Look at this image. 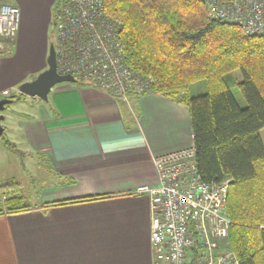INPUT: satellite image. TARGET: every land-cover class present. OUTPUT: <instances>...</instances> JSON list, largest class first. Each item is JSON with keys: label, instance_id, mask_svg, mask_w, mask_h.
<instances>
[{"label": "crops", "instance_id": "obj_1", "mask_svg": "<svg viewBox=\"0 0 264 264\" xmlns=\"http://www.w3.org/2000/svg\"><path fill=\"white\" fill-rule=\"evenodd\" d=\"M7 1L20 21L0 52V99L13 101L26 96L18 85L47 67L55 0ZM31 97L37 105L17 120L19 140L44 173L30 179L39 188L28 209L0 214V264H153L149 199L132 191L157 184L155 156L192 145L187 107L79 82L55 85L47 100Z\"/></svg>", "mask_w": 264, "mask_h": 264}, {"label": "trees", "instance_id": "obj_2", "mask_svg": "<svg viewBox=\"0 0 264 264\" xmlns=\"http://www.w3.org/2000/svg\"><path fill=\"white\" fill-rule=\"evenodd\" d=\"M102 2L116 22L124 63L151 80L146 91L187 107L201 178L229 181L230 224L221 247L227 244L240 264H264V147L259 136L264 128V35L245 34L235 23L211 19L203 0ZM61 3L55 0L52 7L54 24ZM1 40L7 50L9 42ZM201 80L205 90L190 93L191 84ZM232 86L245 106L238 104ZM26 209L21 196L1 195L0 214ZM187 255V264H198L196 244Z\"/></svg>", "mask_w": 264, "mask_h": 264}, {"label": "built area", "instance_id": "obj_3", "mask_svg": "<svg viewBox=\"0 0 264 264\" xmlns=\"http://www.w3.org/2000/svg\"><path fill=\"white\" fill-rule=\"evenodd\" d=\"M203 3L211 19L235 23L245 34H264V0ZM19 21L17 5L0 3V38L12 44ZM55 26L60 74H71L79 83L95 85L121 99L147 90L151 80L124 63L116 22L104 12L102 0H62ZM5 48L0 41V52ZM194 155L191 145L155 156L157 184H142L132 191L149 199L153 264H187L188 251L195 244L198 264H240L233 251L221 247L230 224L223 211L229 181H204Z\"/></svg>", "mask_w": 264, "mask_h": 264}, {"label": "rangeland", "instance_id": "obj_4", "mask_svg": "<svg viewBox=\"0 0 264 264\" xmlns=\"http://www.w3.org/2000/svg\"><path fill=\"white\" fill-rule=\"evenodd\" d=\"M55 27H50V35L54 36ZM55 42V41H54ZM205 90V83L203 80L197 81L190 86V93L197 94ZM233 96L240 106H245L246 102L240 91L236 86L230 88ZM20 97V94L18 95ZM37 102L33 101L31 96H24L15 99L8 103L5 109L1 112L4 119L1 120L3 127L0 133V150L4 154L2 157V164H0V197L2 194L8 196L17 194L22 197L23 203H32L35 200V194L38 191L39 183L32 182V176L41 179L44 170H42V161L40 158L30 153L28 149L19 140L21 132L18 127L17 120L23 117V112L33 114L35 112ZM260 139L264 147V128L259 131ZM19 141V144L16 142ZM17 144H16V143ZM7 181V185L3 181ZM14 181V182H12ZM18 184V189H13L14 185ZM16 193H15V192ZM5 196H3L4 198ZM226 250L232 251L227 244Z\"/></svg>", "mask_w": 264, "mask_h": 264}, {"label": "water", "instance_id": "obj_5", "mask_svg": "<svg viewBox=\"0 0 264 264\" xmlns=\"http://www.w3.org/2000/svg\"><path fill=\"white\" fill-rule=\"evenodd\" d=\"M47 67L39 72L33 79L25 80L18 85V91L27 96H37L42 100H47L49 91L52 87L63 82H74L75 78L71 74H60L56 68L55 61V49L54 45L50 44L48 54L46 57ZM12 99L1 98L0 99V133L3 128L1 126V120L4 119V115L1 113L6 105L10 103Z\"/></svg>", "mask_w": 264, "mask_h": 264}, {"label": "bare ground", "instance_id": "obj_6", "mask_svg": "<svg viewBox=\"0 0 264 264\" xmlns=\"http://www.w3.org/2000/svg\"><path fill=\"white\" fill-rule=\"evenodd\" d=\"M223 21V20H222ZM256 35H264V34H256ZM194 157H195V155H194ZM225 210H223L224 212H225V214H226V203H225ZM227 216V215H226ZM220 248V247H219ZM223 248H226V246L225 247H223ZM227 249V248H226ZM231 251V250H230ZM217 252V250L215 251V253Z\"/></svg>", "mask_w": 264, "mask_h": 264}]
</instances>
